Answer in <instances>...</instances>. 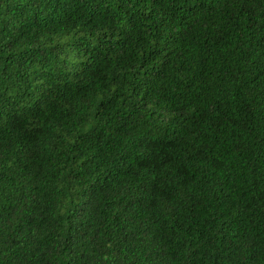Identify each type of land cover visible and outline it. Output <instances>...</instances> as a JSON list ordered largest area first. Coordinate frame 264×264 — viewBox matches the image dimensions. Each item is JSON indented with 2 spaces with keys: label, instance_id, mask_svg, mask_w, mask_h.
Here are the masks:
<instances>
[{
  "label": "trees",
  "instance_id": "1",
  "mask_svg": "<svg viewBox=\"0 0 264 264\" xmlns=\"http://www.w3.org/2000/svg\"><path fill=\"white\" fill-rule=\"evenodd\" d=\"M0 264H264V0H0Z\"/></svg>",
  "mask_w": 264,
  "mask_h": 264
}]
</instances>
